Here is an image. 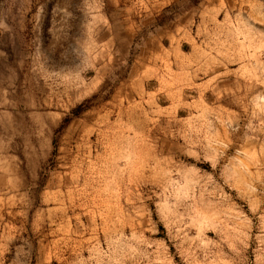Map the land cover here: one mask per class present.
<instances>
[{
    "label": "rangeland",
    "instance_id": "rangeland-1",
    "mask_svg": "<svg viewBox=\"0 0 264 264\" xmlns=\"http://www.w3.org/2000/svg\"><path fill=\"white\" fill-rule=\"evenodd\" d=\"M0 264H264V0H0Z\"/></svg>",
    "mask_w": 264,
    "mask_h": 264
}]
</instances>
